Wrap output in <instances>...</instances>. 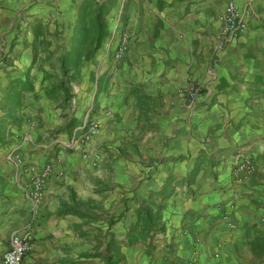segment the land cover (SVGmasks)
I'll return each mask as SVG.
<instances>
[{"label": "crops", "instance_id": "1", "mask_svg": "<svg viewBox=\"0 0 264 264\" xmlns=\"http://www.w3.org/2000/svg\"><path fill=\"white\" fill-rule=\"evenodd\" d=\"M23 1L0 13V264L24 233L21 264H264V0H234L222 47L228 0Z\"/></svg>", "mask_w": 264, "mask_h": 264}, {"label": "built area", "instance_id": "2", "mask_svg": "<svg viewBox=\"0 0 264 264\" xmlns=\"http://www.w3.org/2000/svg\"><path fill=\"white\" fill-rule=\"evenodd\" d=\"M222 26L218 33V47H222L227 41L236 38L246 27L241 9L234 0H228L221 15ZM100 125L99 120L92 121L89 125L90 131L94 132ZM243 167H245L243 165ZM241 168V167H240ZM35 197H39V185L41 179L35 180ZM28 233L13 234L10 239L9 247L3 253V264H21L22 258L28 249Z\"/></svg>", "mask_w": 264, "mask_h": 264}, {"label": "trees", "instance_id": "3", "mask_svg": "<svg viewBox=\"0 0 264 264\" xmlns=\"http://www.w3.org/2000/svg\"><path fill=\"white\" fill-rule=\"evenodd\" d=\"M102 11L99 9L96 13V16L89 18L85 23V32H84V56L89 57L93 53V49L100 43L103 37L106 36V25L101 18ZM88 30V32H87ZM89 46H92L91 49H88ZM88 49V50H87ZM75 51L71 52V56L74 58ZM71 60V58H70ZM33 88L31 82L29 81H19L15 80L10 82L7 86V91L10 93L8 98L9 104L17 106L21 101V96L23 91H28Z\"/></svg>", "mask_w": 264, "mask_h": 264}, {"label": "rangeland", "instance_id": "4", "mask_svg": "<svg viewBox=\"0 0 264 264\" xmlns=\"http://www.w3.org/2000/svg\"><path fill=\"white\" fill-rule=\"evenodd\" d=\"M32 3H31V1L30 0H24L22 3H20L19 4V7H21L20 9L23 11V10H27L28 8H29V6L31 5ZM53 5H55V6H59L58 5V3H56L55 2V0H54V3H53ZM46 6H48L47 5V3L46 2H44V3H42L41 4V12H45L46 10H48L47 8H46ZM16 9V6H15V3H14V0H0V13H1V15L3 16V18H4V23L6 22V23H8V25H9V22L11 21L10 20V15H11V12L13 11V10H15ZM20 10V11H21ZM10 20V21H9ZM6 26H7V24H6ZM12 27H10L9 28V30L11 29ZM10 37V36H9ZM24 47V46H23ZM21 53V50L19 51V54ZM1 89H2V86H1V83H0V91H1ZM35 100V102H38V99H37V97L36 98H34L33 99V101Z\"/></svg>", "mask_w": 264, "mask_h": 264}]
</instances>
